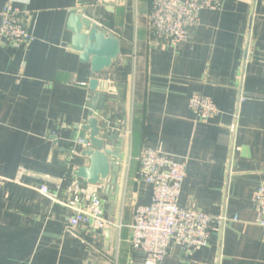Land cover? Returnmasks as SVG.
<instances>
[{
  "label": "crops",
  "instance_id": "crops-1",
  "mask_svg": "<svg viewBox=\"0 0 264 264\" xmlns=\"http://www.w3.org/2000/svg\"><path fill=\"white\" fill-rule=\"evenodd\" d=\"M152 1L0 0V11L11 4L34 38L20 48L0 43V179L9 183L0 187V264H140L129 226L134 207L150 203L151 188L137 180L146 148L185 164L180 207L230 219L212 228L208 247L188 258L173 248L163 264H264V229L251 208L264 183V0H212L220 9L201 12L190 41L176 48L152 38ZM75 12L120 52L105 71L97 115L121 160L114 184L97 187L108 226L79 228L84 244L66 233L64 204L75 183L87 189L74 176L89 166L80 127L89 118V82L104 78L68 48ZM194 94L219 114L197 121L188 107Z\"/></svg>",
  "mask_w": 264,
  "mask_h": 264
},
{
  "label": "built area",
  "instance_id": "built-area-1",
  "mask_svg": "<svg viewBox=\"0 0 264 264\" xmlns=\"http://www.w3.org/2000/svg\"><path fill=\"white\" fill-rule=\"evenodd\" d=\"M106 0H98L103 3ZM220 4L212 0H153L148 15L152 38L172 48L188 43L191 33L200 23L203 11H218ZM34 38L27 31L17 10L7 3L0 11V43L13 48L26 47ZM188 107L197 121L205 122L219 114L216 105L199 94L188 101ZM83 145V141H81ZM137 180L151 188L150 203L135 206L129 226V247L140 258V264H163L173 248L185 258L210 244L211 230L230 221L225 216H214L195 207L178 205L185 178V164L177 163L168 155L152 149H143L138 157ZM9 184L0 179V187ZM39 193L51 198L45 185ZM55 198V197H54ZM70 212L66 233L78 241L81 227L102 230L108 222L102 216V203L97 190H88L79 183L71 189L64 204ZM254 225L264 229V183L251 196ZM235 221V219H233Z\"/></svg>",
  "mask_w": 264,
  "mask_h": 264
},
{
  "label": "water",
  "instance_id": "water-1",
  "mask_svg": "<svg viewBox=\"0 0 264 264\" xmlns=\"http://www.w3.org/2000/svg\"><path fill=\"white\" fill-rule=\"evenodd\" d=\"M83 18L82 13L75 12L69 15L67 29L72 36L68 48L79 55L81 63L90 64L93 75L103 77L104 80L100 82L94 78L88 85L93 97L89 118L86 124L80 127V131L87 134L82 140L84 148L80 156L88 160L89 166L77 168L74 176L83 180L88 190H97V187L103 185L108 178H111L110 181L114 184L121 160L119 151L114 149L116 146L112 144L114 136H103L97 115L105 106L107 89L105 82L108 81L105 71L113 67L120 52L118 41ZM94 102H97L98 106H95Z\"/></svg>",
  "mask_w": 264,
  "mask_h": 264
}]
</instances>
